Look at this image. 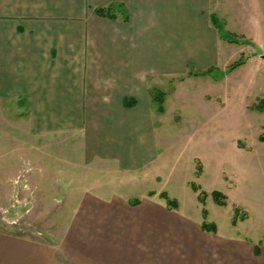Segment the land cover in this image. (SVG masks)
Returning <instances> with one entry per match:
<instances>
[{"label": "crops", "instance_id": "obj_1", "mask_svg": "<svg viewBox=\"0 0 264 264\" xmlns=\"http://www.w3.org/2000/svg\"><path fill=\"white\" fill-rule=\"evenodd\" d=\"M235 3L0 0V98L23 105L28 132L45 137L52 150L87 164L107 162L119 173L141 171L158 156L150 79L188 64L217 67L219 32L211 18ZM245 3L258 30L264 0ZM99 8L110 16L97 14ZM236 61L227 68L228 92L247 95L259 76L264 94V56ZM92 186L57 243L0 232V264H264V237L240 235L236 224L220 230L179 200L171 208L151 192L133 198ZM202 222H212L215 232Z\"/></svg>", "mask_w": 264, "mask_h": 264}, {"label": "rangeland", "instance_id": "obj_2", "mask_svg": "<svg viewBox=\"0 0 264 264\" xmlns=\"http://www.w3.org/2000/svg\"><path fill=\"white\" fill-rule=\"evenodd\" d=\"M235 1L216 15L217 67L206 71L188 64L181 73L150 79L158 156L141 171L119 173L107 162L94 166L69 151L52 150L45 137L28 132L23 105L0 98V232L55 244L81 194L102 183L101 193L133 198L166 192L187 211L197 207L207 214L220 230L231 222L240 235L264 237V110L257 108L263 88L257 76L247 95L229 93L227 69L251 54L264 56V22L256 30L246 16L249 0ZM237 79L243 86L244 76ZM159 92L162 110L152 99ZM214 190L224 194V204L213 200Z\"/></svg>", "mask_w": 264, "mask_h": 264}, {"label": "trees", "instance_id": "obj_3", "mask_svg": "<svg viewBox=\"0 0 264 264\" xmlns=\"http://www.w3.org/2000/svg\"><path fill=\"white\" fill-rule=\"evenodd\" d=\"M107 11H109L108 10V8L107 9H96V13L97 14H99V15H107V16H110L109 14H107ZM109 13V12H108ZM211 20H212V22L214 23V25L218 28V20H217V18L215 17V16H212V18H211ZM237 63H239V62H237ZM236 63V64H237ZM152 95V94H151ZM152 99L153 100H155L157 103H158V109L159 110H162V95L160 94V92H159V94H156V95H154L153 97H152ZM125 104H130V105H132V102H128L127 101V99H125ZM257 108L259 109V110H264V100H260L259 102H258V105H257ZM192 188H194L195 190L197 189V187H195V186H193ZM151 195H152V193H151ZM211 196H212V198H213V200L217 203V204H219V205H221V204H224V201H222L223 200V198H224V194L222 193V192H219V191H217V190H214V191H212L211 192ZM159 197L160 198H162V199H164L165 200V203H166V205L168 206V207H171V208H175V207H177V201H176V199H174V198H171L166 192H161L160 194H159ZM138 202V199H134L133 201H132V204H136ZM204 211V210H203ZM205 213L203 212V215H204ZM202 227H203V229H205L206 231H211V232H215V225L213 224V223H208V222H202ZM8 234H13V233H8ZM14 235V234H13Z\"/></svg>", "mask_w": 264, "mask_h": 264}]
</instances>
